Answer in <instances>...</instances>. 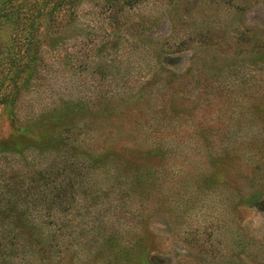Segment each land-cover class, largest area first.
<instances>
[{
    "label": "rangeland",
    "instance_id": "obj_1",
    "mask_svg": "<svg viewBox=\"0 0 264 264\" xmlns=\"http://www.w3.org/2000/svg\"><path fill=\"white\" fill-rule=\"evenodd\" d=\"M2 244L264 264V0H0Z\"/></svg>",
    "mask_w": 264,
    "mask_h": 264
},
{
    "label": "trees",
    "instance_id": "obj_2",
    "mask_svg": "<svg viewBox=\"0 0 264 264\" xmlns=\"http://www.w3.org/2000/svg\"><path fill=\"white\" fill-rule=\"evenodd\" d=\"M33 70H34V68H33ZM4 153V152H3ZM39 192V191H38ZM24 213V217H22V218H24V219H22V220H25V224H23V226L21 225L20 227H18L19 228V230L20 231H22V233L21 234H23V233H25V236L27 237V238H31V235H32V231L36 228L35 227V225L34 224H32V223H30V215H28V213L27 212H23ZM35 232V231H34ZM30 234V235H29ZM34 234V233H33ZM3 246V244L2 245H0V249L1 248H3L2 247ZM2 252V251H1Z\"/></svg>",
    "mask_w": 264,
    "mask_h": 264
}]
</instances>
